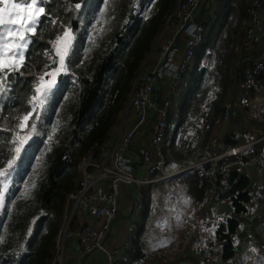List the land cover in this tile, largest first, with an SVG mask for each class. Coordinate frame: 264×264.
<instances>
[{
    "label": "trees",
    "instance_id": "1",
    "mask_svg": "<svg viewBox=\"0 0 264 264\" xmlns=\"http://www.w3.org/2000/svg\"><path fill=\"white\" fill-rule=\"evenodd\" d=\"M178 1L88 0L81 11L76 5H83V0L45 4L37 0L45 14L35 31L25 34L30 42L22 49L23 61L15 69L0 68V264H52L66 197L79 185L78 162L84 155L97 156L112 133L135 78ZM248 2L217 0L209 7L202 42L178 85L177 106L168 110L167 162L188 158L193 143L207 138L209 128L221 120L243 62ZM8 27L0 26L5 42ZM65 30L73 38L71 47L61 78L56 77L53 90L46 93L45 82L60 67L56 49ZM248 77L262 83L264 70L251 68ZM26 137L30 145H25L27 153L17 163L16 148ZM190 171L188 191L202 200L210 183ZM216 196L232 210L215 229L221 258L227 259L235 254L232 238L238 215L247 211L251 200L249 179L234 172ZM139 241L138 235L128 253L133 258L141 255Z\"/></svg>",
    "mask_w": 264,
    "mask_h": 264
},
{
    "label": "built area",
    "instance_id": "2",
    "mask_svg": "<svg viewBox=\"0 0 264 264\" xmlns=\"http://www.w3.org/2000/svg\"><path fill=\"white\" fill-rule=\"evenodd\" d=\"M200 2L201 0L178 1L148 55L149 58L156 51L155 59L150 61V67L138 74L133 82L128 99L121 111L122 119L118 131L115 134L112 132L103 141L97 156L84 155L78 162L79 185L66 197L63 222L57 235L52 264H62L64 246L73 237L78 239L83 253L92 254L102 251L106 257V264H127L126 255L132 250L134 240L140 231L139 213L143 201L142 191L156 180L187 170H196L210 183L209 191H212V183L216 176L220 178L219 183L226 186L233 170L247 169L252 166L264 167L263 130L260 135L251 140L225 146L222 149H213L204 160H183L173 168H166L168 156L164 147L168 110L173 106L178 85L190 67L195 51L200 47L205 30L207 17L196 20L192 16L193 10ZM261 9V0H250L246 8L247 20L243 30L245 45L242 61L255 72L264 70V48L256 56L250 54L253 44L264 40ZM173 18L174 21L171 22ZM181 34H185L183 50L179 62L173 65L171 60L178 47L177 37ZM164 77L170 80V90L161 105H157L153 95L158 81ZM244 83L255 90L260 89L259 83L251 77H248ZM239 104L243 109L253 106L244 96L239 98ZM231 107V102L226 101L224 119L229 118ZM152 108L157 109V119L151 139L155 158L144 171L134 172L126 159L129 143L135 131L140 130L147 123ZM130 113L133 119L127 126L126 117ZM206 127L209 128L207 125ZM155 173L158 175L155 176ZM126 185L133 186L135 199L134 209L128 216L126 234L121 243L106 247V237L117 211L118 195ZM77 211L99 219V225L82 223L77 229H71L70 224ZM217 264L243 263L235 257H230Z\"/></svg>",
    "mask_w": 264,
    "mask_h": 264
},
{
    "label": "crops",
    "instance_id": "3",
    "mask_svg": "<svg viewBox=\"0 0 264 264\" xmlns=\"http://www.w3.org/2000/svg\"><path fill=\"white\" fill-rule=\"evenodd\" d=\"M262 1V18L264 22V0ZM205 17L198 13L194 19ZM185 34L177 38L178 47L173 54L171 63L179 62ZM264 48V40L253 44L250 54L256 56ZM156 54V53H155ZM155 54L151 61L155 59ZM243 57V56H242ZM241 57V59H242ZM238 62V61H237ZM237 65V63H236ZM235 73L237 85L231 93L230 116L212 125L206 132V137H200L193 143V152L183 160H204L213 149H222L227 143L245 142L260 135L264 130V80L259 90L245 85V80L251 69L243 62ZM150 67V65H149ZM148 67V68H149ZM236 67V66H235ZM147 68V69H148ZM170 80L166 77L158 81L153 99L161 105L169 94ZM244 96L253 106L243 109L239 98ZM178 97L174 99L172 107H176ZM157 118V109L149 112L147 123L136 130L126 154L130 169L142 172L155 158L151 149V139L154 133V123ZM133 119L132 113L126 117L129 126ZM173 126V125H172ZM171 130V129H170ZM205 149H201V147ZM182 160V161H183ZM181 161V162H182ZM166 163L170 169L177 164ZM192 171L187 170L177 175L154 181L144 188V205L139 214L140 231L139 247L141 255L133 258L126 255L127 264H217L221 260L222 244L215 237V229L219 222L232 214L230 208L226 212L221 208L222 201L215 193H209L208 186L202 200H196L188 191V181H191ZM158 173H155L157 176ZM247 177V176H246ZM251 186V200L247 211L239 217V225L233 235L235 246L234 257L243 264H264V168L251 167L248 177ZM216 190V188H215ZM134 192L132 185H126L118 196L117 215L111 223L106 237L108 247L123 241L126 234L127 220L130 209L133 207ZM100 220L84 212H77L73 218V226L81 223L99 225ZM76 238L66 242L62 255V264H106L104 252L97 251L87 256Z\"/></svg>",
    "mask_w": 264,
    "mask_h": 264
},
{
    "label": "snow or ice",
    "instance_id": "4",
    "mask_svg": "<svg viewBox=\"0 0 264 264\" xmlns=\"http://www.w3.org/2000/svg\"><path fill=\"white\" fill-rule=\"evenodd\" d=\"M39 2L45 4V0H39ZM87 2L88 0H83V5L77 4L76 8L82 11L83 7L87 6ZM0 5H2L0 6V26H9L6 30L8 41L5 42L0 39V68L15 69L17 64L24 59L22 49L27 48L30 42L26 39L25 34L34 32L35 25L42 22L40 18L45 14V7H38L37 0H30V2L26 0L24 3L15 2V0H0ZM44 18L47 19V16L44 15ZM2 35L3 33H0V36ZM72 39L70 30H65L63 38H58L60 46L57 47L56 51L59 56L60 67L51 72V79L48 80L45 89L46 93L51 92L56 84L57 74L64 67L65 57L68 55ZM3 52L9 54L3 55ZM29 115L31 113L24 117V121H28ZM20 126L24 127L25 125L22 123ZM33 128H35V125H33ZM30 142L31 140L28 137L20 141L21 146L16 148L17 163L26 155L27 147L25 145H30ZM8 163L11 167L13 161L10 160ZM2 196L3 194L0 193V199H2Z\"/></svg>",
    "mask_w": 264,
    "mask_h": 264
},
{
    "label": "bare ground",
    "instance_id": "5",
    "mask_svg": "<svg viewBox=\"0 0 264 264\" xmlns=\"http://www.w3.org/2000/svg\"><path fill=\"white\" fill-rule=\"evenodd\" d=\"M252 167H255V166H252ZM251 167H248L247 169H243V168H241V169H236V170H233L232 172H231V175L234 173V172H238V173H242V174H244L245 176H247L248 177V170L250 169ZM256 168H260V167H256ZM261 168H264V167H261ZM203 178V177H202ZM205 179V178H204ZM219 176H216V179H214V181H213V183H212V191H209V193H215V195H217V194H220L221 192H222V190L228 185V183H229V181H230V179H231V176H230V178H229V180H228V182H227V185L226 186H223V185H221L220 183H219ZM215 188H216V190H215ZM208 190H209V188H208ZM143 191H144V189H143ZM143 191H142V195H143V197H144V193H143ZM120 194V193H119ZM119 196V195H118ZM143 202H144V198H143V201H142V207H141V209H140V212H141V210H142V208H143ZM135 203V199H134V202H133V204ZM223 204V203H222ZM134 209V205H133V207H132V209H130V211H129V214H130V212L132 211ZM117 210H118V200H117ZM78 212V211H77ZM77 212H75L74 213V216H73V218L75 217V214H77ZM80 212V211H79ZM129 214H128V216H129ZM140 214V213H139ZM116 215H117V211H116ZM116 215H115V217H116ZM264 217V216H263ZM115 219V218H114ZM62 222H63V218H62V221H61V224H60V227H61V225H62ZM262 223H263V218H262ZM82 224V223H81ZM83 224H85V223H83ZM80 225V224H79ZM79 225H77L76 227H74L73 226V219H72V221H71V224H70V227H71V229H77L78 227H79ZM264 226V225H263ZM60 227H59V229H58V232H57V235H58V233H59V230H60ZM73 238H76V237H73ZM72 238V239H73ZM77 239V238H76ZM71 240V239H70ZM78 240V239H77ZM56 241H57V236H56ZM69 241V240H68ZM79 242V241H78ZM80 244V243H79ZM65 247V246H64ZM55 248H56V243H55ZM54 253H55V250H54Z\"/></svg>",
    "mask_w": 264,
    "mask_h": 264
},
{
    "label": "water",
    "instance_id": "6",
    "mask_svg": "<svg viewBox=\"0 0 264 264\" xmlns=\"http://www.w3.org/2000/svg\"><path fill=\"white\" fill-rule=\"evenodd\" d=\"M216 1H217V0H201L200 4H199V5L193 10V12H192V16H195V15H197L198 13H201V14L203 13L205 17H209V16L211 15V12H210V10H209V7H210L212 4H214ZM141 72H142V70L139 72V74H140ZM61 76H62V74L59 73V75H58V80L61 78ZM234 85L236 86L237 83L234 82ZM156 119H157V118H156ZM156 119H155V121H156ZM154 124H155V123H154ZM150 147H151V149L153 150V146L150 145ZM221 208H222L223 210H225L226 212H229V210H230V205L227 204V203H223V204H221ZM105 246H106V247L108 246L107 243H105ZM89 255H91V254H89V253H84V258H83V260H84L87 256H89Z\"/></svg>",
    "mask_w": 264,
    "mask_h": 264
},
{
    "label": "rangeland",
    "instance_id": "7",
    "mask_svg": "<svg viewBox=\"0 0 264 264\" xmlns=\"http://www.w3.org/2000/svg\"><path fill=\"white\" fill-rule=\"evenodd\" d=\"M249 2H250V0H249ZM249 2H248V4H249ZM248 4H247V6H248ZM246 20H247V17H246ZM156 41V40H155ZM60 45L58 44L57 45V47H59ZM156 53V51H154V53L148 58V55H147V57H146V60H145V62H144V64L142 65V67H141V69H140V71L142 70V72H144V71H146V69L149 67V65H150V59L154 56V54ZM58 75L59 74H57V79H58ZM46 84L48 83V81L47 82H45ZM121 119H122V116H121V114H120V116H119V119H118V122H117V124L115 125V127L113 128V133L115 134L117 131H118V128H119V126H120V122H121ZM205 128L207 129V127L205 126ZM184 139L185 138H183V141H184Z\"/></svg>",
    "mask_w": 264,
    "mask_h": 264
},
{
    "label": "flooded vegetation",
    "instance_id": "8",
    "mask_svg": "<svg viewBox=\"0 0 264 264\" xmlns=\"http://www.w3.org/2000/svg\"><path fill=\"white\" fill-rule=\"evenodd\" d=\"M182 35V34H181ZM178 38V37H177Z\"/></svg>",
    "mask_w": 264,
    "mask_h": 264
}]
</instances>
